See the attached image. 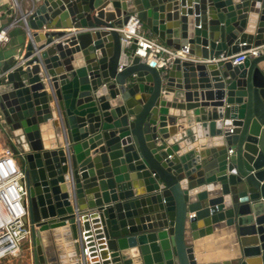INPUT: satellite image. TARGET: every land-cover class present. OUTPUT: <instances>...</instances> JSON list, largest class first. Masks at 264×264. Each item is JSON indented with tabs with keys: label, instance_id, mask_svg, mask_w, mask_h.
<instances>
[{
	"label": "water",
	"instance_id": "obj_1",
	"mask_svg": "<svg viewBox=\"0 0 264 264\" xmlns=\"http://www.w3.org/2000/svg\"><path fill=\"white\" fill-rule=\"evenodd\" d=\"M130 13L188 55L118 70ZM2 30L31 264H264V0H30Z\"/></svg>",
	"mask_w": 264,
	"mask_h": 264
},
{
	"label": "built area",
	"instance_id": "obj_2",
	"mask_svg": "<svg viewBox=\"0 0 264 264\" xmlns=\"http://www.w3.org/2000/svg\"><path fill=\"white\" fill-rule=\"evenodd\" d=\"M120 33V58L117 69L127 63V50L134 43V55L150 66L163 68L175 57H186L188 46L179 48L167 46L152 35L139 18L130 13L120 26L115 27ZM6 32H0V40L7 39ZM258 46L248 47L238 52L221 53L213 60L228 59L232 63L243 61L247 56L256 55ZM231 149H229L230 151ZM24 170L18 165L10 147L0 155V264L18 253H24L30 246L25 243L29 238V229L24 227V206L26 195Z\"/></svg>",
	"mask_w": 264,
	"mask_h": 264
},
{
	"label": "crops",
	"instance_id": "obj_3",
	"mask_svg": "<svg viewBox=\"0 0 264 264\" xmlns=\"http://www.w3.org/2000/svg\"><path fill=\"white\" fill-rule=\"evenodd\" d=\"M30 6V0H0V17H15L21 11L27 10ZM7 35V34H5ZM153 35V34H152ZM7 39H4L6 41ZM251 47H254L252 45ZM241 51V50H239ZM179 124V123H178ZM187 124H184L186 127ZM181 128H179L180 130ZM6 136L0 128V155H2L3 150L6 147H9L10 142L6 141ZM23 255L19 253V257L21 258ZM25 261L22 264H31V260L25 257Z\"/></svg>",
	"mask_w": 264,
	"mask_h": 264
},
{
	"label": "rangeland",
	"instance_id": "obj_4",
	"mask_svg": "<svg viewBox=\"0 0 264 264\" xmlns=\"http://www.w3.org/2000/svg\"><path fill=\"white\" fill-rule=\"evenodd\" d=\"M6 141H8L7 139H6ZM7 148V147H6ZM5 148V149H6ZM4 149V150H5ZM3 150V151H4ZM21 255H23L21 258L19 257V253H18V255H16V257H10V258H8L4 263H2V264H22V263H24V261L26 260L25 259V255H24V253H21Z\"/></svg>",
	"mask_w": 264,
	"mask_h": 264
}]
</instances>
